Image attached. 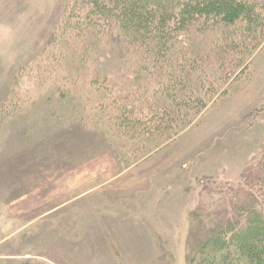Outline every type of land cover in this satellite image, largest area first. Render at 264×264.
Here are the masks:
<instances>
[{"label":"rangeland","instance_id":"1","mask_svg":"<svg viewBox=\"0 0 264 264\" xmlns=\"http://www.w3.org/2000/svg\"><path fill=\"white\" fill-rule=\"evenodd\" d=\"M240 1L264 21V0ZM89 8L0 0V264H188L217 223L237 222L246 198L264 203V34L235 58L224 41L233 29L218 40L199 19L157 77L93 29ZM190 48L212 65L202 78L226 93L167 132L172 97L158 83L193 58ZM234 61L242 71L226 84ZM137 119L143 130L129 125ZM19 181L32 193L7 191ZM30 199L38 209L28 218Z\"/></svg>","mask_w":264,"mask_h":264},{"label":"trees","instance_id":"2","mask_svg":"<svg viewBox=\"0 0 264 264\" xmlns=\"http://www.w3.org/2000/svg\"><path fill=\"white\" fill-rule=\"evenodd\" d=\"M82 1L84 4H90L85 16L93 29L101 27L102 34L124 43L130 57L139 58L138 63L142 64L140 71L157 77L164 75L165 67L161 59L170 62L177 55L175 49L181 30L186 28L189 31L199 19H206L207 22L215 24L212 31L218 29V40H223L224 32L221 30L226 28L233 29L232 31L238 34L240 38L228 40L237 37L231 32L234 35L224 40L229 42V50L235 58L242 54L246 39L253 38L259 31L264 34V21L255 12V6L240 0ZM243 25H246L244 30ZM190 51L193 58L185 60L182 57L175 76H168V79L158 83V86L163 87V92L168 93L167 98L172 97L168 102L169 106L163 107L167 118L163 130L167 132L175 127L174 131L181 133L197 121L210 100L226 93L215 87V84H212L213 87L207 84L202 74L207 68H212L211 63L200 53H195L191 48ZM152 55L157 60L153 68L146 63ZM230 67V74L225 78L226 84L232 78H238L236 75L242 69L240 61L232 62ZM196 72H199L200 76L196 75ZM191 81L196 82L194 88L189 86ZM181 92L182 98L176 100L174 97L179 96ZM155 118L153 116V120ZM143 122L144 120L137 119L129 125H139V130H143ZM169 138L172 139L171 133ZM261 170L264 174V159ZM247 200L249 206L236 208L234 211L236 218L239 214L237 222L227 226L226 220L217 223L214 233L192 250L187 258L188 264H264V203L261 204L259 199L253 197H248L245 201Z\"/></svg>","mask_w":264,"mask_h":264},{"label":"crops","instance_id":"3","mask_svg":"<svg viewBox=\"0 0 264 264\" xmlns=\"http://www.w3.org/2000/svg\"><path fill=\"white\" fill-rule=\"evenodd\" d=\"M95 174L98 173V171L94 172ZM87 173H85L86 175ZM7 180V179H5ZM0 185H2V180H0ZM7 191L10 192H26V193H32V190L29 188V184L25 183L23 181H19L16 183V185L14 186V189L10 190L9 188H7ZM22 208L25 209V212L22 213H26L28 218L35 216L34 214L36 213V210L38 209V206L31 201V199L29 201H22L21 203ZM52 211V210H51ZM34 213L33 215H30ZM44 214V213H43ZM41 214V215H43ZM23 216V215H22ZM19 218V217H18ZM24 217H21V219Z\"/></svg>","mask_w":264,"mask_h":264}]
</instances>
